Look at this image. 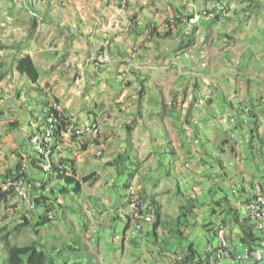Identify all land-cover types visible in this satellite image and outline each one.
Wrapping results in <instances>:
<instances>
[{
    "label": "rangeland",
    "instance_id": "1",
    "mask_svg": "<svg viewBox=\"0 0 264 264\" xmlns=\"http://www.w3.org/2000/svg\"><path fill=\"white\" fill-rule=\"evenodd\" d=\"M173 1H175V7H178L180 3V5H185L191 11L197 10V12H200L206 7L212 8L219 0ZM223 1L222 3L233 7L229 14L230 20L225 19L221 22L213 23L208 18H202L196 25H191V27L176 25L175 27L183 28V31H180L182 38L181 45L183 46V50L181 49L182 54L177 56L176 63L168 66H159L160 70L165 74L168 73V68L171 70L170 77L172 80L169 83L174 87L181 86L179 92L183 89L192 90L196 102L193 106L190 105L187 114L190 113L192 120H197L198 124H193L189 127L192 139L188 140L185 135H181L180 137L184 143L190 146L189 152H192V147H195L198 150V154L207 153L204 158L208 162L204 166L210 167V164L217 165L219 170H217L216 174L219 175V178H215L216 176H214L212 180L207 179L210 174L212 177L213 167L211 169L206 167L204 171L207 176L205 178L200 177L196 173H191L194 163L190 167L182 166L183 163L181 165L180 160L177 161L171 154L164 153L168 147L169 136L164 126L158 123L159 117H156L155 122L149 123L147 127L142 122L138 123V128H145L144 133L143 131L135 132L131 139L138 144V147L140 146L142 157L151 155L150 151L152 147L156 149L157 152L151 158L146 159L150 161V164H148L150 171L147 170L146 173H143V170L140 169L143 173L142 176L144 175L145 178H142L139 174H134L133 177H130L131 172L129 170L126 171L124 176L127 181L134 182L136 186L142 184L146 189H149L148 200L146 199V201L143 198L145 189L141 190L143 193L135 192V196L139 197L145 209L149 205L153 207L155 203H158V201L155 202L158 197H160L161 203L166 207L173 206L176 203L181 206L187 202L189 196L192 197L189 200L194 201L197 207L198 218H189L186 223V218L181 215L180 219L187 225L186 232L190 237L188 239L179 237V240L186 244L194 243L201 253L206 251V248L208 249L209 241L212 243L213 239L214 241L216 240L214 234L205 229L203 224L212 219L220 222L222 218L228 222V215L222 211L224 205L220 207L219 204L212 203L211 198L214 197L216 200H219L217 196L225 193L230 199L235 200V203L241 205L244 204L242 201H245V198L241 197L240 194L243 191L244 185H248V190H251V185H255L256 188L257 186L263 187L264 185V0ZM176 2H178V5ZM33 8H36L40 14L37 15L33 12ZM74 12V6L68 0H0V51L7 49L5 53L0 52V71L6 69L13 71V68L9 67L8 64L14 65V61H16L13 50L18 52V50L20 51L26 47L24 44H27L28 40L23 41L21 44H17V42L24 36L23 34L27 31L29 25L34 27L32 33L34 35L37 34L35 21L44 20V29L47 27L54 29V23L51 18L56 20L58 25L64 26L67 23L62 22L63 16L65 18L67 16L72 17ZM174 12L177 13V9ZM195 26L197 27L196 30ZM65 30H68L67 27H65ZM228 34L233 36L234 40H231ZM43 36L47 38L45 30L39 33L38 38L42 40ZM173 44L177 47L180 46L179 41H173ZM170 53L171 50L169 51ZM58 56H54L53 59L55 61L58 60ZM43 58H40V68L42 70L45 69V64L49 61ZM66 62L67 59L65 58L64 68L68 67ZM71 67L68 68L70 69ZM69 71L57 68L56 71L51 72L52 82H50V90H52L53 94L51 93L49 97H47V91H39L36 88L26 90L24 93L25 99L23 100L19 101L13 98L15 100L14 103H12L13 100L11 101V99L5 100L0 108V122L2 120L18 121L17 118L24 115L22 114L24 107L28 108L25 115L28 114L30 116L35 113V115L43 116V106L46 99L48 101L52 100L51 102L57 101L55 99L58 97L55 94L58 93L60 86L57 77L61 75L62 79L65 80L68 75L74 77V80L77 79V73L72 75ZM55 75H57L56 78ZM45 78L44 75L43 79ZM10 83L16 84L14 75H11ZM150 83V98L161 100V93L155 80ZM43 94H45L46 98ZM211 96L213 101L209 103L208 101ZM202 98L203 100H201ZM229 99H232L236 103L242 102L247 109V116L248 112L250 114L254 110L259 118L261 136L263 137H252L250 125L243 121L239 111L230 108L227 104L224 106V103H227ZM83 102V99H79L80 105L83 106ZM96 102L94 98H91V107L95 108ZM90 103L88 107H90ZM170 103H173V100ZM170 103L168 102L167 105L169 106ZM156 108L155 112L159 111V107ZM76 109L74 110L76 111ZM146 112H152V107L147 106ZM152 120V118H145V122ZM21 122L22 124L19 122V127L11 126V128H17L14 134L18 136L20 142L23 141L24 143L26 139L24 137L23 126L26 125V118L22 117ZM172 137H174L173 133ZM224 138H228L235 145L237 151V154L233 153L235 156L231 154L229 156V151L226 153L221 150L220 147ZM13 139L14 136H12ZM27 142H29L28 139ZM144 143L147 145L144 146ZM67 144L70 143L67 142ZM92 145L88 150L83 147L68 145L71 149V157L76 159L77 162L79 160V178L83 180L91 174H96L92 180L86 183L84 181L83 183V193L78 200L85 209V214L79 215V221L76 220V216L72 215L76 221L74 226L75 232H79L85 237L90 249L95 250L99 255L100 264H140V261L141 264H143V261L145 264L149 262L155 264L152 262L154 259L150 255L159 249L157 245L151 247L150 244H137L131 240L127 242L128 244L124 248H121L123 247L122 238L127 227L128 216L124 214L121 218L122 220L120 218V220L118 218L116 220L117 215L111 211V200L105 191L108 188L110 180L108 177L111 175L110 173H113L111 169L114 167L116 169L121 168L125 155H139L138 150L129 148L128 154L120 153L111 158L112 155L105 149L104 155L101 158H96V153L98 154L99 149L96 144ZM230 146L228 144V147ZM6 147L2 151L8 154L6 157L8 158V162H6L5 167H7H4V171L0 176V182L2 183L0 185V192H11L3 193L8 195L0 203V229L7 226L12 244H29L34 239L30 229L23 227L18 230L16 227L24 222L25 215L28 218H33V200L43 191L45 182L43 181L44 179L38 181L32 175L30 159L19 156L17 154L19 152L18 149H16V152H13ZM21 150L33 152V147L29 145L27 148V146L23 145ZM24 151L22 153L26 155ZM38 154L43 155L42 153ZM17 157L22 164V170L14 173V169H11L10 166L15 163ZM157 159H160L162 163L170 164V166L157 169L159 165V161L156 162ZM188 159L192 160V157ZM143 160L145 159L143 158ZM196 161L194 162L197 165ZM220 161L224 163V169L220 167ZM111 162H115V165H112ZM215 168L218 169L217 167ZM139 176L141 178L137 180ZM118 183L123 185L122 180H119ZM16 184H20L26 190V194L18 195ZM215 185L220 186L222 190H214ZM50 187L53 186L50 185L48 187V192L51 189ZM59 187L57 183L55 189L58 190ZM179 188L188 198L182 196ZM116 195L119 198L120 192H116ZM177 195H179V198L175 200L174 197ZM62 200L60 198L61 202ZM135 200L133 199L132 203ZM131 206L134 214V206ZM245 206L240 209V214L242 219H249L251 216ZM212 207L217 209L216 214H212ZM112 220H116L117 222L112 224ZM169 220V224L171 222L172 225H170L174 228L173 225L179 221V218L171 216ZM251 220V223L254 224V218H251ZM65 227L63 230V226L60 227L59 224V231L65 233ZM236 227L237 229H235L231 222L224 226L232 242L236 240L234 238L235 234L238 236L237 238H241L242 235L240 228ZM173 228L170 232H166L165 236L172 235ZM100 229L102 231L98 233ZM133 232L134 230L130 231L128 235L131 237ZM116 235L120 237L117 238ZM237 250L239 254L245 251L241 246H238ZM136 253H139V255L134 256ZM5 256L6 252L3 243L0 241V262H2ZM226 263L230 264V261L226 260ZM245 264H264V259L259 262L253 260Z\"/></svg>",
    "mask_w": 264,
    "mask_h": 264
},
{
    "label": "crops",
    "instance_id": "2",
    "mask_svg": "<svg viewBox=\"0 0 264 264\" xmlns=\"http://www.w3.org/2000/svg\"><path fill=\"white\" fill-rule=\"evenodd\" d=\"M121 1L122 0H68V2L74 6L75 12L72 14V17L67 16V18H65L63 16L62 22H66L67 24L64 26L58 25L56 23L57 21L50 17L54 23V29L50 27L44 29V20H37V22H34L37 34L34 35L32 34L34 27L29 25L27 31L23 34L24 36L17 42V44H21L23 41L28 40L27 44H24L26 47L20 51L18 50V52L12 49L16 61H14V65H8L13 68V71H9L8 69L0 71V108L5 100L11 99L12 101L14 98L20 101L25 99L24 93L26 90L39 89L38 84L35 85L27 75L20 74L16 69L19 59L24 56L31 55L38 66L40 72L39 84L44 91L48 92L47 97H49L51 93L53 94L52 90H50V82H52L51 72L56 71L58 68L70 70L69 72H71L72 75L77 73L76 80H74V77L68 75L65 80L62 79L61 75L58 77L55 75V78L57 77L60 83L58 93L55 95L65 106L67 113L72 116L75 121L79 122V124L99 119L102 116H107V120L105 119L103 122L101 136L97 144L101 142L104 143L105 149L112 155L111 158L120 153L128 154L129 148L138 150L139 155H125L123 158L124 163L122 160L123 166L118 169H116V167L112 168L111 172L113 173H110L111 175L108 177L110 180L108 188L105 189V191L111 200V211L117 215L116 220L117 218L121 219L124 214L127 216L128 214L130 215L132 211L128 199L130 198V192L140 193L141 190L145 189L144 197L141 195L145 201L149 195L148 188L146 189L142 184L136 186L134 182L130 180L127 181L124 177L126 171L129 170V172H131L129 175L130 177H133L134 174H139L142 178H145L142 174L146 173L147 170L150 171V168L148 169L150 161L146 159L149 157L151 158V156L157 152L156 149L152 147L150 151L151 155L142 157L140 146L138 147V144L131 140L135 132L143 131L144 133L145 128H138V123L142 122V124L147 127L149 123L155 122L156 117H159L158 123L162 124L168 132V144L172 143L178 154V156L174 158H176L177 161L180 160L181 165L183 163L182 166H185L187 163L191 166L194 163L191 173H196L200 177L205 178L207 176L204 169L208 167L204 166V164L208 162L204 158L207 153L198 154V150L195 147H192V152H195L194 154L189 152L190 146L184 143L180 137L181 135H185L188 140L192 139L189 127L190 125L198 124L197 120H192L190 113L187 114L190 105L193 106V92L191 89H188L189 91L183 89L179 92L181 86L174 87L169 83L172 80L170 77L171 70L168 68V73L165 74L159 68V66H168L176 63L178 59L177 56L182 54L183 46L181 45L182 38L180 36V31H183V28L175 27V24L170 26L167 23V17L170 15L168 18H172L174 13L176 14V12H174L176 9L177 13L179 9L185 13L187 10L186 6L183 4L180 5V3L178 5V2H176L178 7H175V1L173 0H129L126 6H123ZM33 11L37 15L40 14L36 8H33ZM65 27H67L68 30H65ZM42 30H45L47 33V38L43 36L42 40H40L38 35ZM173 41H179V48L173 44ZM190 45L192 44L190 43ZM6 50L7 49H4L0 52L5 53ZM170 50L171 53L169 54ZM101 52L107 54V58L105 57L103 62L98 60V55ZM57 55H59V59L55 61L53 57ZM41 57L49 60L47 64H45L46 67L44 70L40 68ZM65 58L67 59L66 65H68V67L72 66L70 69L68 67L64 68ZM157 71L158 73H156ZM11 75H14L16 84L10 83ZM44 75L46 77L45 79H43ZM153 80H155L160 90L161 100L150 98V82ZM43 95L45 96V94ZM91 98L97 101L95 108L91 107L93 104V100L92 104L90 103ZM79 99H83V106L80 105ZM171 100H173V104L170 103ZM51 101L46 99L43 106V116L35 115V113L28 116V114L25 115L28 108L24 107L22 109V114H24L22 117L26 118V125L23 126L24 137L26 139L24 143L23 141L20 142L18 136L14 134L17 128H11V126L19 127L20 123L22 124V117L19 116L17 118L18 121L2 120L0 122V176L4 171V167L7 164L6 162H8V158H6L8 154L2 151L4 147L9 146L6 148H9L13 152H16V149H18L19 152H17V154L21 157H27L30 161L37 155L30 141V135L34 133L33 125L42 126L43 123H45L44 121L48 111L47 102L50 103ZM14 102L15 100L12 101V103ZM168 102L171 107L167 105ZM89 103L90 107H88ZM185 103H189V108L183 107ZM147 106L152 107V112H146ZM156 107H159V111L157 112H155V110H157ZM75 108H77L76 111L74 110ZM145 118H152L153 120L145 122ZM172 133L174 137H172ZM12 136H14L13 140ZM129 136H131L130 139ZM27 139L29 142H27ZM65 141L69 142L70 144L68 145L71 146L83 148L87 146V150L90 146H93L92 144L94 143L93 140L82 143L79 142V140L67 138ZM23 145L27 146V148L31 145L33 147V152L23 150L26 155L23 154L21 150ZM145 145L147 144L144 143V146ZM164 153L168 154L166 151ZM189 157H192V160L188 159ZM143 158L145 160H143ZM18 159L17 157L15 163L10 166L11 169H14V173L17 172L20 162ZM158 161L159 165L157 169L170 166V164L162 163L160 159L156 160V162ZM194 161L197 162V165ZM111 163L115 165V162ZM184 163L186 164L184 165ZM211 167H213V175L212 177L211 174L208 175L207 179L209 178L212 180L214 176H216L215 178H219V175L216 174L217 170H219L218 166L210 164L208 169H211ZM140 169L143 170V173ZM30 170H32V175H34L38 181L44 179L43 181L46 182L49 180V175L42 174L36 167L34 168L32 164H30ZM140 176L137 180L141 178ZM119 180L123 181V185L118 183ZM246 187H248V185H246ZM215 189L221 190L218 185H215L214 190ZM181 191L182 190L179 188V192ZM259 191V186H257V188L251 187V190L247 192V196L250 195V198L256 196ZM42 192L45 191L43 190ZM116 192H120L119 198ZM141 193H143V191ZM171 196L169 197L171 198ZM221 196L222 195H218L217 198L220 200ZM174 198L178 200L179 195ZM156 201H158V203H155L153 207L149 205L146 210L154 213L158 224H144L143 230L138 234L135 232L133 222H131L129 218L127 226L130 224V228L124 232L122 244L125 246L128 244V241L132 240L137 244H150L151 247L157 245L159 249L156 252H152V255H150L153 257L154 260L152 262L155 264H171L172 257L169 256V254L187 256V253L191 251V246L200 253L194 243L186 244L179 240V237L187 239L190 237L186 232L187 225L182 223L180 219L184 211L181 209V206L176 203L173 206L166 207L161 203L160 197L156 198L155 202ZM224 213L227 214L226 212ZM212 214L214 213L212 212ZM171 216L179 218V221L173 225L174 228L171 226V222V225L169 224V218ZM116 220H112V224H115L117 222ZM209 222L210 221L206 223ZM221 222L223 223V218L219 223L221 224ZM206 223H204L203 226ZM112 224L110 223V225ZM172 228V235L165 236V233L170 232ZM132 230H134V232L130 237L128 234ZM101 231L102 229H100L98 233H101ZM237 237L238 236H236L234 242L238 247L241 244V238ZM213 241L212 243L209 241V247L208 249L206 248L207 252L204 251L200 254L208 253L213 248L217 247L218 244L216 243H219L218 238H216L214 243ZM237 254H239L238 250ZM135 255H139V253L134 254V256ZM139 263L141 264V261ZM143 264H145L144 261ZM148 264L152 263L149 262Z\"/></svg>",
    "mask_w": 264,
    "mask_h": 264
},
{
    "label": "trees",
    "instance_id": "3",
    "mask_svg": "<svg viewBox=\"0 0 264 264\" xmlns=\"http://www.w3.org/2000/svg\"><path fill=\"white\" fill-rule=\"evenodd\" d=\"M218 2L223 4L228 11H232L233 7L231 5L222 3L224 2L223 0H219ZM184 14L185 13L179 9V16H176L175 25H188L187 22H185L182 18L184 17ZM191 16L192 13H189L188 17ZM206 17L209 18V20L213 23L222 21L221 17L218 14L214 13L213 10L210 11L209 17ZM225 19H228V17H226ZM167 23L171 26L170 18L167 19ZM196 29L197 28L195 27V30ZM229 38L231 40H234L233 36H229ZM16 69L20 74L27 75L35 85H39L40 91H43V88L39 84V68L34 62L31 55H27L20 58L17 63ZM55 100H57V102H60L58 98H56ZM201 100H203V98ZM212 101L213 98L211 96L208 102L210 103ZM195 102L196 98L193 94L192 103L195 104ZM51 103L52 102H47L48 109L50 108ZM225 104H227L230 108L237 109V111H239L240 115L243 118V121L250 125V131L253 135L252 137H263L261 136V128L258 120L259 118L258 115L255 114L254 110L250 114L248 112L247 116V109L244 107L245 105L242 104V102L236 103L232 99H229L227 103H224V106ZM46 114H48V111ZM67 115L69 116L70 122L74 125L81 127L84 124H79V122L75 121V119L68 113ZM231 119L234 120L233 118ZM44 122L45 123H43V125H48L46 124L48 122V118H46ZM57 130L58 132H56L54 135L52 152L49 156L39 155L34 147V152L37 153V155L32 158L30 164H32L34 168L36 167L37 170L42 174L49 175V180L45 182L46 186H43V190L45 192H41L39 196L35 197V199L33 200V218H28V216L25 215L24 222L16 227V229L18 230L23 227L30 229V231L33 233L34 239L29 244H12L10 239V232L7 226L2 227L0 229V241L3 243L6 256L5 258H3L0 264H100L99 255L95 252V250L90 249L89 244L85 240V237L81 233L75 232L74 226L76 224V221L72 217V215L76 216V220L79 221V215L85 214V209L83 208L82 204L79 202L78 199L83 193L84 181L85 183L89 182L93 179V177L96 176V174H91L88 177H85L83 180L79 178V165L77 160L71 157V149L65 141V136L62 134V125L58 126ZM31 135L30 141L32 138ZM68 136L71 137L69 134ZM71 138H76L79 141L85 140L84 137L74 136ZM263 138H261V140H263ZM228 144H230L231 146L228 147ZM86 147L87 146H84L85 149ZM220 148L223 152L227 153V151H229V156L230 154L235 156L233 153L237 154L235 145L232 144L231 140H229L228 138L223 139L222 146ZM165 151L169 155L171 154L173 157L178 156L172 143L168 144V147L165 149ZM44 162H49L51 164L50 170L44 169ZM220 165L222 169L225 168V165L222 161H220ZM21 167L22 164L21 162H19L17 173L22 170ZM57 183L60 186L58 190L55 189V185ZM50 185H52L53 187H50L51 189L48 192L47 189ZM250 187L256 188L255 185H251ZM263 187L260 186V189L262 191L261 193L264 194ZM220 189L222 190L221 187ZM249 191L250 189L248 190V187L244 185L243 191H241L240 194L241 196H243V198L247 199V192ZM10 192L11 191H1L0 203H2L6 198L5 196L8 195L3 193ZM180 193L184 197L188 198V196L183 191H181ZM60 198L63 199L62 202L60 201ZM189 199H192V197L189 196L187 202L181 205V209L184 210L182 212V215L187 220L186 223L188 222L189 218H198L196 210L197 207L194 201H190ZM250 201V199L246 200V202ZM211 202L214 204H219V206L224 205L223 211L226 212L228 215V222H231L235 229H237L236 226L240 228V230L242 231L241 240L247 246H249L251 250H254L255 247H259L261 245V241L264 240V233H262L256 228L255 223H251L252 217H250L249 219H242L240 214L241 208H239L237 204L229 198L228 195L224 193L221 196L220 200H216L213 197ZM212 212L216 214L217 209L215 207H212ZM129 218L131 219L130 216H128V219ZM228 222L227 220L223 219V223L221 222V225L219 222H216L212 219L203 227L208 231L212 232L214 234V238H219L220 230L225 225H227ZM59 224L60 227L63 226V230L66 226L65 233L59 231ZM157 224L158 223H156L155 225ZM129 227L130 224L127 226L125 231H127ZM227 236L230 237L228 234ZM200 253L196 251L193 246H191V251L187 253V258L185 259L186 262L191 261V264H195L194 261H197L198 264H205L206 262H208L209 254Z\"/></svg>",
    "mask_w": 264,
    "mask_h": 264
},
{
    "label": "bare ground",
    "instance_id": "4",
    "mask_svg": "<svg viewBox=\"0 0 264 264\" xmlns=\"http://www.w3.org/2000/svg\"><path fill=\"white\" fill-rule=\"evenodd\" d=\"M128 3H129V0H125L123 5H127ZM105 57L107 58V56L100 55L99 59L102 60L103 62ZM46 118H48V122L46 123L48 125L44 124L41 127L33 125V129L35 132L33 133V136H32V143L38 153H42L45 156H49L52 152V144L54 142V135L56 132H58L57 130L58 126L62 125V121L60 120V118H63V126L67 130L65 139L69 137L68 136L69 134L71 137H74V136L84 137L85 140L88 137H92L93 140H96L101 133L102 124L104 120L107 118V116H102L101 118L96 119L94 121L86 122L81 127H78L77 125H74L73 123L70 122L69 116L66 113L64 105L61 102L54 101L51 103V106L48 110V115L46 116ZM103 151H104V146L102 145L99 147V151H98V154L96 153V157L97 158L101 157L103 155ZM259 203H260V212H264V196H259L257 200L251 202L248 206V209L251 215L257 219L258 226L261 227L262 225V228L264 229V213L261 214L258 208H255L256 206L259 205ZM132 204L134 206V211H135L133 216H137L138 218H145V212L143 211V209H141L140 202L138 200H135V202ZM135 221L136 223L138 222L137 228L140 229L141 228V224L139 223L140 221L139 220H135ZM223 241L224 243H229L224 229L220 230L219 232V246L216 250L214 249L212 251L214 253V258L208 264H225L224 259H229V261L232 264H236L237 261L240 259L245 260L249 258V255L232 257V254H230L229 252V245L223 246ZM178 259H182V257L175 256L173 258V264H177Z\"/></svg>",
    "mask_w": 264,
    "mask_h": 264
},
{
    "label": "clouds",
    "instance_id": "5",
    "mask_svg": "<svg viewBox=\"0 0 264 264\" xmlns=\"http://www.w3.org/2000/svg\"><path fill=\"white\" fill-rule=\"evenodd\" d=\"M121 4H122V1H121ZM128 5V4H127ZM124 6V5H123ZM126 6V5H125ZM187 8V7H186ZM187 10H189L188 11V13H186L187 12ZM187 10H186V12H185V14H184V17H182L183 18V20L185 21V22H187V24H188V27H191V25H196L198 22H199V20H201L202 18H207L206 16H208L209 17V15H210V11L211 10H213L214 11V13H216V14H218L220 17H221V19H222V21L223 20H225V18L226 17H228V19L230 18V16H229V14H230V12L231 11H228L225 7H224V5L223 4H221V3H219V2H217L212 8H209V7H206V8H204V9H202L200 12H197V10H193V11H191L190 9H188L187 8ZM33 11V10H32ZM34 12V11H33ZM189 13H192V16L191 17H188V14ZM176 16L178 17L179 15H178V13H174V15H173V17L172 18H170V24L171 25H174V24H176L175 22H176ZM172 19H175V21L174 22H172L171 20ZM209 19V18H208ZM232 19V18H231ZM192 20H194V21H192ZM230 20V19H229ZM196 27V26H195ZM197 28V27H196ZM104 51V50H103ZM105 52H101L99 55H98V60H100L99 59V56L101 55V54H104ZM106 54V53H105ZM107 55V54H106ZM100 61H102V60H100ZM104 61V60H103ZM176 102V101H175ZM171 104H173V103H171ZM173 106V105H172ZM188 106H189V103L187 104V103H185L184 105H183V107L184 108H188ZM49 110V109H48ZM48 115V114H47ZM46 115V116H47ZM103 125V124H102ZM101 132H102V129H101ZM100 136H101V133H100V135H99V137L96 139V140H93L92 138H88L87 140H85V141H79V142H87L88 140H93L94 141V143L93 144H96L97 146H98V149H99V147L100 146H104V150H105V144L104 143H100V144H97L98 143V141H99V138H100ZM69 139V138H68ZM70 139H76V138H70ZM76 140H78V139H76ZM32 143V142H31ZM33 145V144H32ZM40 155V154H39ZM103 155H104V151H103ZM102 155V156H103ZM101 156V157H102ZM101 157H98V158H101ZM97 158V157H96ZM186 167H190V164H186L185 165ZM43 167H44V169L45 170H50V168H51V164L49 163V162H46V163H43ZM10 179H12V178H10ZM2 184V183H1ZM0 184V185H1ZM235 192V191H234ZM262 191H261V189H260V191H259V193H258V195H256V196H253V197H249V196H247V199H250L251 201L250 202H246V200L247 199H245V201H242L244 204H241V205H238V207L239 208H243V206L244 205H246L245 207L248 209V206H249V204L252 202V201H254V200H257L258 199V197L259 196H264V194L263 193H261ZM236 193V192H235ZM1 195V194H0ZM240 195V194H239ZM130 198H128L129 199V204H130V207H131V210H132V201H133V199H136V200H138L139 202H140V206L142 207V209H143V211L145 212V213H149V214H152L153 215V221L152 222H146V221H142V222H139L140 224H141V228L140 229H138L137 228V225H138V222L136 223V221L134 220V217H133V210L131 211V214L129 215L128 214V216H130L131 217V222H133V225H134V227H135V231L138 233V234H140L141 233V231L143 230V228H144V224H147V223H149V224H152V225H155L157 222H156V216L154 215V213L153 212H150V211H147L145 208H144V206L142 205V203H141V201L139 200V197H136L135 196V193L132 191V192H130V196H129ZM231 200H233V199H231ZM234 201V200H233ZM235 202V201H234ZM237 204V203H236ZM249 210V209H248ZM249 215L252 217V218H254L252 215H251V213H250V211H249ZM254 221H255V224H256V228L258 229V230H260L262 233H264V229L263 228H260L259 226H258V221H257V219L256 218H254ZM229 223V222H228ZM130 228V227H129ZM222 229H224L225 230V232H226V229L223 227ZM221 229V230H222ZM226 236H227V233H226ZM116 237L117 238H119L120 236L119 235H116ZM137 238V237H136ZM234 238L236 239V234L234 235ZM227 239H228V241H229V252H230V254H232V257H238V256H243V255H245L246 253H247V251L249 252V258L248 259H245V260H238L237 261V263L236 264H245L246 262H250V261H253V260H255V261H257V262H259V261H261V260H263L264 259V240H262L261 241V245L259 246V247H255L254 248V250H251L250 249V247L249 246H247L242 240H241V244H240V246H242V247H244V253H242V254H237V246H236V244H235V242H232V240H231V238L230 237H228L227 236ZM122 240H123V238H122ZM218 240H219V238H218ZM218 246H219V243H218ZM218 246L217 247H215V248H213L210 252H208L207 254H209V260H208V262H206L205 264H208V263H210L212 260H213V258H214V253L212 252L214 249L216 250L217 248H218ZM257 251H260V253L262 254V258L261 259H257V256H256V253H257ZM169 256H171L172 257V262H171V264H173V258L175 257V256H181L182 257V259L181 260H179V262L177 263V264H191V261H189V262H186V258H187V256H185V255H179V254H169ZM226 260H229V259H225V261H224V263L225 264H227L226 263ZM195 262V264H198L197 263V261H194ZM230 264H231V262H230Z\"/></svg>",
    "mask_w": 264,
    "mask_h": 264
},
{
    "label": "built area",
    "instance_id": "6",
    "mask_svg": "<svg viewBox=\"0 0 264 264\" xmlns=\"http://www.w3.org/2000/svg\"><path fill=\"white\" fill-rule=\"evenodd\" d=\"M124 2H125V0H122V5L124 4ZM171 21L174 22L175 19H172ZM101 56H107V55L104 53V54H101ZM60 120L62 121V134L65 136L67 134V130H65V128L63 126V118H60ZM16 186H17V194L18 195L26 194V190L20 184H16ZM255 208H258V210L260 212V203ZM260 213L262 214L264 212H260ZM133 217H134V220H139L140 222H142V221L148 222L151 219H153V215L149 214V213H145V218H138L137 216H133ZM260 228H262V225H261ZM225 245H229V243H224V241H223V246H225ZM245 255H249V252L247 251V253ZM256 256H257V259H261L262 258V254L260 253V251H257ZM179 260H181V259H178V262H179Z\"/></svg>",
    "mask_w": 264,
    "mask_h": 264
}]
</instances>
